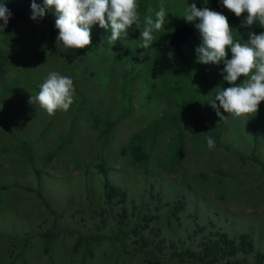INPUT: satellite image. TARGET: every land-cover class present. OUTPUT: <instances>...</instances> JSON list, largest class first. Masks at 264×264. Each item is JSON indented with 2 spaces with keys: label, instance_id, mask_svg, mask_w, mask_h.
<instances>
[{
  "label": "rangeland",
  "instance_id": "1",
  "mask_svg": "<svg viewBox=\"0 0 264 264\" xmlns=\"http://www.w3.org/2000/svg\"><path fill=\"white\" fill-rule=\"evenodd\" d=\"M31 3L0 0L22 16L0 30V264L256 263L264 254V101L242 117L221 109L227 130L216 136L221 120L207 102L232 85L223 62H197L201 40L153 77L157 49L134 58L135 26L110 44L111 32L93 25L89 47L61 50L54 11L33 21ZM192 3L236 17L220 0H138L141 30L163 4L157 39L186 21ZM251 28L234 30V39L264 32ZM53 71L72 78L74 102L48 115L29 100ZM218 233L236 242L249 234L252 247L215 256Z\"/></svg>",
  "mask_w": 264,
  "mask_h": 264
},
{
  "label": "clouds",
  "instance_id": "2",
  "mask_svg": "<svg viewBox=\"0 0 264 264\" xmlns=\"http://www.w3.org/2000/svg\"><path fill=\"white\" fill-rule=\"evenodd\" d=\"M220 3L237 18L246 13L241 27L251 28L258 24L264 28V0H220ZM47 11H54L56 16V46L61 50L89 47L92 43L91 26L97 24L111 32L107 38L110 44L122 35L127 36L128 30L135 26L140 30L142 42L139 47L148 49L154 40V31L164 27L167 16L161 4L155 11V18L151 15L145 17L141 30L138 0H43L42 5L32 0L30 18L33 21L42 19ZM11 15L10 10L0 4V20L3 21L0 30L7 27ZM184 19L193 23L200 33L201 43L195 49L197 62L204 65H219L223 62L221 75L224 81L232 85L219 90L207 102L217 117L220 120L226 118L221 109L235 117L257 113L260 103L264 101V32L258 35L250 32L249 40L241 43L234 39L225 15L208 7L198 9L196 3L187 5ZM228 49L231 59L226 58ZM240 77L244 79L237 85L236 81ZM39 89L38 94L31 96L29 103H37L48 115H54L57 110L67 111L74 102L72 78L58 72H50ZM204 129L206 134L210 132L208 126ZM213 138H207L209 149L215 147Z\"/></svg>",
  "mask_w": 264,
  "mask_h": 264
},
{
  "label": "trees",
  "instance_id": "3",
  "mask_svg": "<svg viewBox=\"0 0 264 264\" xmlns=\"http://www.w3.org/2000/svg\"><path fill=\"white\" fill-rule=\"evenodd\" d=\"M7 9L10 10L11 14L13 15V18L17 20L22 19V16L15 12L13 9H11L10 7H7ZM227 18L230 28L233 31H242L241 29H244V27H241V22L236 17L230 16ZM250 29L252 30V28ZM262 30H264V28L259 29L258 32H261ZM194 40H201L199 31L195 28L193 23L184 21L182 25L162 33L157 39L153 40L152 45L148 49H143L139 47L137 49L138 54L134 56V58H136L138 61L147 60L149 56L147 55V53L145 54V52L149 49L153 50L156 48L157 54H155L154 56L151 74L153 77H157L159 75L167 73V71L169 70H172L174 66L173 61L171 59L172 55L179 53L185 44H188L189 42H192ZM237 81L236 84L242 83L241 78H238ZM207 115L210 124H217L214 122V117L210 113V111H207ZM224 124H226L224 119L218 122V126L215 129L216 136L219 134L220 131L223 132L224 129L227 130V127H224ZM236 132L239 136L243 134L242 129H237ZM232 138L236 140L237 144L240 143V140L237 139L235 136H232ZM28 152L30 153V151ZM137 157L140 156L138 155ZM115 191L116 189L113 190L112 194H114ZM218 234L219 237L215 240V245H213L212 247V250L215 252V256L221 255L223 257H227L230 255H236L240 251L248 252L249 248L252 247V240L250 239L249 234H242L240 236L239 242H236V239L234 238H229L226 233ZM256 257L257 262L253 264H264V254L257 253ZM235 262H237V264H244L243 262H240L239 259H236Z\"/></svg>",
  "mask_w": 264,
  "mask_h": 264
}]
</instances>
